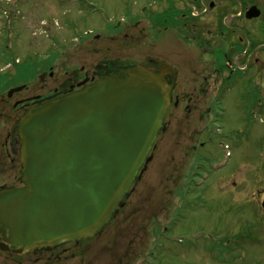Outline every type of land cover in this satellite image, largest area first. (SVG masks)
Wrapping results in <instances>:
<instances>
[{"label":"rangeland","instance_id":"rangeland-1","mask_svg":"<svg viewBox=\"0 0 264 264\" xmlns=\"http://www.w3.org/2000/svg\"><path fill=\"white\" fill-rule=\"evenodd\" d=\"M168 1L79 0L55 9L53 0H0V93L5 95L11 85L24 83L20 76H26L33 68L30 61L23 60L25 48L18 46L33 44L41 52L50 45L48 39L52 38V33L61 42L65 35L82 36L89 29L105 33L121 21H131L139 13L167 8ZM254 2L264 15V0ZM234 5L238 7V3ZM250 5L244 7L250 8ZM53 10L57 17L51 24L49 15L54 14ZM63 15L68 18L65 22ZM252 55L250 43L239 53L229 55V60H236L233 61L235 71L226 77L213 99V119L208 120L206 116L207 120L203 119V124H198L194 130L193 120L186 117L176 120V112L171 131L162 134L157 141L154 158L144 177H149L156 187L163 181L164 186L172 188L175 184L166 183L165 177L178 170L182 178L175 186L182 187L173 192L179 196H171L167 207L163 204L161 207L158 201L153 208L152 214L157 215L158 220L155 223L164 231L155 240L153 235L145 240L141 234L146 242L143 246L146 244L149 252L154 246L144 264H264V211L261 208L264 198V60H245L240 66V59ZM260 57L264 59V47ZM10 60L23 72L12 84L5 80L4 72ZM44 71L40 68L39 74ZM40 85L43 84L39 81L33 91L18 93L13 100L37 94ZM2 111L0 105V115ZM204 128L210 130V141L205 148H199L198 144L192 151L195 142L201 143L207 138L208 134H200ZM6 176L9 183L13 173L8 172ZM144 188L139 185L138 192ZM128 202L129 196L118 217L124 224L113 222L90 241L93 245L89 250L95 248L98 264H115L113 256L123 259L124 264L140 263L142 250L130 248L128 223L131 210L138 209L139 205L130 209ZM142 214L143 211L140 216L137 214L138 225L145 222ZM154 230L151 227V234ZM17 261L21 258L0 254V264H18Z\"/></svg>","mask_w":264,"mask_h":264},{"label":"flooded vegetation","instance_id":"flooded-vegetation-1","mask_svg":"<svg viewBox=\"0 0 264 264\" xmlns=\"http://www.w3.org/2000/svg\"><path fill=\"white\" fill-rule=\"evenodd\" d=\"M253 2L254 0H179L177 3L169 0L167 8L149 14L146 11L139 13L140 16L136 15L131 21H121L105 33L89 29L82 36L70 38L65 35L62 42L52 33V38L48 39L50 45L41 52L36 50L33 44L18 46L19 49L25 48L23 60L30 61L33 68L24 77L21 75L23 72L20 73L22 68L10 60L6 64L9 73L7 75H10L8 78L13 80L19 75L22 79L26 78V83L22 84L25 86L22 92L33 91L39 81L43 85H40L37 94L14 100L17 94L10 98L7 91L5 95L0 94V105L3 109L0 115V190L22 186L18 140L11 138L13 125L38 99L62 96L79 90L84 84H91L105 74L120 73L126 68L130 70L137 66H144L157 74L163 68L166 69L164 79L170 87L171 107L162 129L165 135L175 124L176 112V120L183 117H186V120H193L194 130L198 124H203V119L207 120V117L208 120L213 119L211 116L214 110L213 99L218 90H221L226 77L235 71L233 61L236 60H229V55L239 53L250 43L253 55L240 59V66L245 60H264L260 57V51L264 47V15L259 5ZM52 3L55 9L56 6L62 8L68 4L61 0H53ZM235 3H238V7H235L237 6ZM249 3L250 8H245ZM252 7L261 12L259 17L248 18ZM53 11L54 14L49 15L51 24L57 17L55 10ZM63 20L65 22L68 18L63 15ZM40 54L43 55L42 60H39ZM129 60H133V63ZM40 68L46 69L41 75ZM203 130L205 133H202ZM203 130L200 132L202 135L210 132L206 128ZM209 135L210 133L204 142H195L192 151L197 149L198 144L199 148H205L210 141ZM193 143L192 139L191 144ZM8 172L13 173L9 183L6 182ZM179 172L176 170L170 176H166V183L176 185L178 179L182 178ZM143 177L137 185H133L129 193L128 208L133 209L134 205H139V208L131 210L133 213L130 214L128 223L131 231L130 248L137 251L141 249L142 257L149 258L146 244L143 246V242H146L141 234H144L145 240L147 236H161V225L157 226L155 223L158 220L157 215L152 214L153 208L157 206L158 201L161 207L171 204L170 197L179 196V193L173 192L180 190L182 186L178 188L174 185L170 188L164 186L162 181L160 186L156 187L149 177ZM139 185L141 188L145 187L140 192ZM142 191L144 194H141ZM143 197L144 199H141ZM142 211L144 226L143 223L139 225L136 223L140 221ZM115 222L124 224L119 218ZM151 227L155 229L152 234ZM142 228L144 231L141 232ZM115 234L116 225L113 229V235ZM91 245L93 244L89 241L80 245L62 244L50 250H36L17 263L64 264L71 261L74 264H85L88 261V264H98L99 257L93 251L95 248L89 250ZM113 257L116 259L115 264H124L120 257Z\"/></svg>","mask_w":264,"mask_h":264},{"label":"water","instance_id":"water-1","mask_svg":"<svg viewBox=\"0 0 264 264\" xmlns=\"http://www.w3.org/2000/svg\"><path fill=\"white\" fill-rule=\"evenodd\" d=\"M259 15L253 7L247 16ZM165 71L137 66L105 74L39 100L14 124L22 186L0 190L1 253L80 245L115 221L163 131L171 106Z\"/></svg>","mask_w":264,"mask_h":264}]
</instances>
